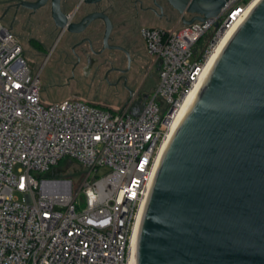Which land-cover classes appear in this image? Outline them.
<instances>
[{
	"label": "built area",
	"instance_id": "obj_1",
	"mask_svg": "<svg viewBox=\"0 0 264 264\" xmlns=\"http://www.w3.org/2000/svg\"><path fill=\"white\" fill-rule=\"evenodd\" d=\"M259 1L229 0L216 17L142 28L157 83L136 111L133 103L43 102L41 71L0 17V264H131L180 111ZM63 159L82 166L80 184L51 173Z\"/></svg>",
	"mask_w": 264,
	"mask_h": 264
},
{
	"label": "water",
	"instance_id": "obj_2",
	"mask_svg": "<svg viewBox=\"0 0 264 264\" xmlns=\"http://www.w3.org/2000/svg\"><path fill=\"white\" fill-rule=\"evenodd\" d=\"M47 1L61 33L102 20L103 50L113 48L104 13L74 22L61 0L21 5L36 12ZM166 1L191 24L218 16L229 0ZM136 264H264V0L227 42L169 140L142 214Z\"/></svg>",
	"mask_w": 264,
	"mask_h": 264
},
{
	"label": "flooded vegetation",
	"instance_id": "obj_3",
	"mask_svg": "<svg viewBox=\"0 0 264 264\" xmlns=\"http://www.w3.org/2000/svg\"><path fill=\"white\" fill-rule=\"evenodd\" d=\"M22 1L32 3L38 0H6L8 6L7 14L10 11L13 12V21H8L6 15L0 16L5 21L7 19V23L13 28L14 32V21L17 20L21 13H28V16L32 18L41 9L48 8L49 17L51 22H53L50 1H47L46 5L36 12L22 6ZM75 1L78 3L73 5ZM106 1L108 5L104 8L99 5L102 2L97 5H85L77 0H61V9L67 14L74 13L71 18L74 22H78L84 16L93 12L106 14L113 24V30L108 42L113 48L103 50L105 22L96 20L80 34L61 33L59 29H56L60 37L78 36V39L74 40L68 49L64 48L59 52L58 59L72 74L75 71L84 76L93 74L94 79L97 78L102 83L106 82L116 89V103L91 98L87 100V103L119 108L132 104L142 96L147 98L148 93L157 83V70L140 35L141 28L147 26V23L152 21L154 17L171 23V18L178 12L166 0H156L163 7V12L155 6L154 0H128L131 2L132 12L125 5L127 0H121L124 5L121 2L122 5L118 4L119 2ZM90 6L92 8L87 10ZM98 39L100 40V45L96 44ZM55 50L56 48L53 52ZM75 99L80 100V97H75Z\"/></svg>",
	"mask_w": 264,
	"mask_h": 264
},
{
	"label": "rangeland",
	"instance_id": "obj_4",
	"mask_svg": "<svg viewBox=\"0 0 264 264\" xmlns=\"http://www.w3.org/2000/svg\"><path fill=\"white\" fill-rule=\"evenodd\" d=\"M108 1L119 2L118 4L124 5V2H121V0ZM76 3L78 2H73V5ZM99 5L100 7L105 8L107 7L108 2L105 0ZM125 5L129 11L132 12L131 2L127 0ZM7 8L8 6L6 0H0V16L6 15L8 21H13V12L10 11L7 14ZM91 8L92 7L90 6L87 10ZM28 15V13L19 14L17 20L14 21V29L23 45L24 57L29 61L33 71H41V97L43 102L52 103L57 101L72 100L75 99V97H80V100L84 102H88L87 100L91 98L98 99L100 101L108 100L116 103V89L108 85L106 82L102 83L97 78L94 79L93 74L84 76L77 71L72 74V72L67 70L58 59L59 52L64 48L68 49L74 40L78 39V36L60 37V35L56 32L53 22H51L48 8L41 9L32 18ZM171 19L172 21L169 24L173 27L177 24L179 15L175 13ZM165 26H167V23L164 20H158L154 17L152 21L147 23V26H143L142 28ZM96 44L100 45L99 39L96 41ZM55 48L56 50L53 52ZM146 101L147 98L142 96L140 99L133 102L131 110H141ZM98 106L103 109L109 108L106 106ZM81 170L82 166L77 161L63 159L52 174L60 175L62 177H73L75 181H78V184H80L81 178L79 177V173ZM93 175L94 173L91 176L93 177ZM18 197L20 201L23 202V196L18 195ZM78 201L81 204L78 207L83 208L84 203L82 200L79 198Z\"/></svg>",
	"mask_w": 264,
	"mask_h": 264
},
{
	"label": "bare ground",
	"instance_id": "obj_5",
	"mask_svg": "<svg viewBox=\"0 0 264 264\" xmlns=\"http://www.w3.org/2000/svg\"><path fill=\"white\" fill-rule=\"evenodd\" d=\"M232 37V35L228 36L222 43L218 53L216 54V56L214 57L213 61L211 62L210 66H209V72L208 75L214 65V63L216 62L217 58L219 57L220 53L222 52L223 48L225 47V45L227 44V42L230 40V38ZM207 75V77H208ZM206 77V79H207ZM205 82V81H204ZM204 84V83H203ZM202 84V86H203ZM202 86H200L190 97H188V99L186 100L185 104L183 105L180 114L178 116L177 122H176V126H175V130L178 127L179 123L181 122V120L183 119V117L185 116L186 112L188 111V109L190 108L191 104L193 103L194 99L196 98V96L198 95L200 89L202 88ZM175 132V131H174ZM167 148V147H166ZM165 153V152H164ZM137 236H138V232L133 240V249H132V262L131 264H136V243H137Z\"/></svg>",
	"mask_w": 264,
	"mask_h": 264
},
{
	"label": "crops",
	"instance_id": "obj_6",
	"mask_svg": "<svg viewBox=\"0 0 264 264\" xmlns=\"http://www.w3.org/2000/svg\"><path fill=\"white\" fill-rule=\"evenodd\" d=\"M167 23V26L169 27L170 26V24L168 23V22H166ZM167 26H165V27H167ZM116 107V106H115Z\"/></svg>",
	"mask_w": 264,
	"mask_h": 264
},
{
	"label": "trees",
	"instance_id": "obj_7",
	"mask_svg": "<svg viewBox=\"0 0 264 264\" xmlns=\"http://www.w3.org/2000/svg\"><path fill=\"white\" fill-rule=\"evenodd\" d=\"M97 106H98V105H97ZM55 169H56V168H55ZM55 169H54V170H55ZM54 170H52L51 173H53Z\"/></svg>",
	"mask_w": 264,
	"mask_h": 264
}]
</instances>
